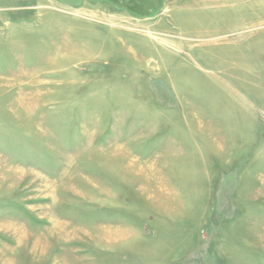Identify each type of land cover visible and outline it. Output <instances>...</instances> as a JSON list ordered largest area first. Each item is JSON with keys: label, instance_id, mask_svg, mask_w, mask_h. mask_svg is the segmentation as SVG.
Masks as SVG:
<instances>
[{"label": "rangeland", "instance_id": "rangeland-1", "mask_svg": "<svg viewBox=\"0 0 264 264\" xmlns=\"http://www.w3.org/2000/svg\"><path fill=\"white\" fill-rule=\"evenodd\" d=\"M0 264H264V0H0Z\"/></svg>", "mask_w": 264, "mask_h": 264}]
</instances>
